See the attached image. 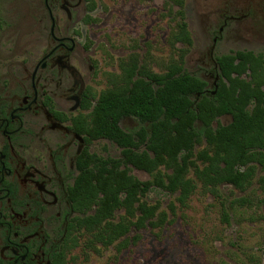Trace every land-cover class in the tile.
Returning a JSON list of instances; mask_svg holds the SVG:
<instances>
[{"label":"trees","instance_id":"trees-1","mask_svg":"<svg viewBox=\"0 0 264 264\" xmlns=\"http://www.w3.org/2000/svg\"><path fill=\"white\" fill-rule=\"evenodd\" d=\"M173 1L181 19L174 42L191 46L184 1ZM217 62L220 80L211 92L182 64L172 63L157 73L140 64L137 55L120 64L121 74L109 76L89 133L92 139L116 144L121 156L88 153L85 166L79 167L71 188L75 217L70 254L83 237L84 247L101 255L118 241L126 248L132 231L140 240L144 229L162 230L168 214L144 200L154 186L177 195L186 206L197 183L216 197L222 185L242 192L254 185L258 171H264V53L233 52ZM221 117H231V122L222 124ZM123 118H134L141 127L127 132L120 125ZM131 168L145 171L152 180L140 181ZM257 185L264 195V175ZM223 217L229 223L225 210Z\"/></svg>","mask_w":264,"mask_h":264},{"label":"rangeland","instance_id":"rangeland-1","mask_svg":"<svg viewBox=\"0 0 264 264\" xmlns=\"http://www.w3.org/2000/svg\"><path fill=\"white\" fill-rule=\"evenodd\" d=\"M168 1L93 0L98 6L90 14L93 22L85 23L87 14L77 18L78 42L95 50L91 56L99 64L103 89L108 88L110 75L120 74L118 59L132 51L154 72H166L172 63L182 64L187 73L208 81L210 87L217 57L238 50L264 53V1L254 3L245 12L248 17L232 23L223 40L214 45L213 33L221 25L215 24L225 10L214 2L186 0L191 46L174 42L173 30L180 21L175 15L178 8ZM44 15L41 0H0V85L41 47ZM60 17L70 24L64 13ZM230 121V117L220 119L222 124ZM126 123L133 127L131 131L141 127L134 119H126ZM91 151L101 156H121V149L108 141L96 142ZM131 174L140 181L152 180L150 174L135 168H131ZM260 175L264 171H258L254 185L246 192L231 185L220 186V197L197 183L186 206L180 204L177 195L154 186L144 200L168 214L169 222L162 230L144 229L140 240L134 239L136 232L132 231L126 248L118 241L101 255L85 248L83 237L72 252L70 264H264V195L257 185ZM244 199L251 203L238 202ZM224 210L229 223L224 220Z\"/></svg>","mask_w":264,"mask_h":264},{"label":"flooded vegetation","instance_id":"flooded-vegetation-1","mask_svg":"<svg viewBox=\"0 0 264 264\" xmlns=\"http://www.w3.org/2000/svg\"><path fill=\"white\" fill-rule=\"evenodd\" d=\"M183 1L184 21L191 38L186 0ZM204 1L225 10L215 24H221L213 33L215 45L223 40V33L232 23L246 19L245 12L264 0H234V6L233 0ZM168 2L178 8L175 15L181 21L177 15L180 7L173 0ZM41 4L45 12L41 47L28 61L18 64L0 85V264L71 263L72 253L67 250L75 217L71 188L88 153L101 156L91 151L93 145L100 141L112 143L92 139L89 133L92 114L107 88H102L99 64L91 56L95 50L78 42L76 25L82 13L87 14L85 23L93 22L90 14L98 6L93 0H41ZM60 13L67 16L70 24L63 23ZM133 52L118 59L119 70L122 62L130 63L138 56ZM213 52L214 47L211 57ZM233 52L239 50L230 53ZM219 57L214 59L211 87L198 77L208 85L205 92L218 87ZM139 61L146 63L140 58ZM126 119L134 118L120 122L128 132L133 127L127 125Z\"/></svg>","mask_w":264,"mask_h":264}]
</instances>
